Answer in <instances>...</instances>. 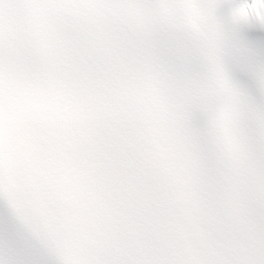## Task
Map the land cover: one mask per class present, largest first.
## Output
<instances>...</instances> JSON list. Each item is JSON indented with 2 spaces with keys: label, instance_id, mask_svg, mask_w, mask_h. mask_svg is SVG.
<instances>
[{
  "label": "snow or ice",
  "instance_id": "6c2138e0",
  "mask_svg": "<svg viewBox=\"0 0 264 264\" xmlns=\"http://www.w3.org/2000/svg\"><path fill=\"white\" fill-rule=\"evenodd\" d=\"M0 264H264V0H0Z\"/></svg>",
  "mask_w": 264,
  "mask_h": 264
}]
</instances>
